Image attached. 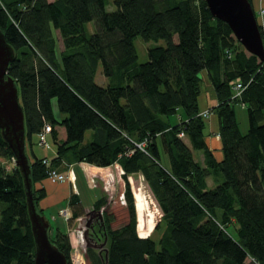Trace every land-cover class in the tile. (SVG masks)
Returning a JSON list of instances; mask_svg holds the SVG:
<instances>
[{
  "label": "trees",
  "instance_id": "trees-1",
  "mask_svg": "<svg viewBox=\"0 0 264 264\" xmlns=\"http://www.w3.org/2000/svg\"><path fill=\"white\" fill-rule=\"evenodd\" d=\"M250 1L264 37V13L257 7L264 0ZM107 3L0 0V28L16 52L8 74L19 87L26 144L49 123L56 145L49 164L46 156H29L38 210L44 213L39 201L46 190L35 183L62 160L119 163L128 218L114 227L113 212L103 208L105 195L93 201L95 211L102 209L107 241L103 251L87 246L93 264H264V59L245 49L206 0H114L113 10ZM57 34L63 44L59 54ZM138 35L166 43L149 46L148 59L137 64ZM100 62L106 77L119 78L98 83ZM202 69L218 99L211 109L219 117L221 159L206 140L207 120L199 106ZM235 79L245 85L241 94L234 92ZM237 100L248 110L245 132ZM59 125L65 139L59 138ZM194 149L203 150V162ZM68 151L72 155L65 159ZM12 156L0 128V264H34L26 188L18 166L7 167ZM135 173L143 175L162 210L158 240L147 235L152 220L144 215L140 188L134 196L129 175ZM79 201L72 192L71 225L85 212ZM52 228L51 240L74 264L69 231L51 222Z\"/></svg>",
  "mask_w": 264,
  "mask_h": 264
},
{
  "label": "rangeland",
  "instance_id": "rangeland-1",
  "mask_svg": "<svg viewBox=\"0 0 264 264\" xmlns=\"http://www.w3.org/2000/svg\"><path fill=\"white\" fill-rule=\"evenodd\" d=\"M260 3V2H259ZM259 9L264 7V4L258 5ZM107 9L113 10L115 9V3L114 0H108L107 3ZM258 13L261 14L260 10H258ZM261 16V15H260ZM89 28H91L93 31L95 28V22L90 21L88 23ZM135 46L138 53L137 58V64L142 63L146 61L149 57L148 55V47L155 45V44H165L166 41L164 39H159L158 41L155 40H144L140 35L136 36L134 38ZM200 75L202 76L201 80V92L199 95V105L201 107L207 106V105H213L217 98L215 97V90L214 87L210 81L208 72L206 69H202L200 71ZM119 78V76L108 78L103 74L102 71V63L100 62L97 67V81L100 84L106 85L109 80L115 81ZM234 108L236 111L237 119L239 122L240 129L245 132L247 131L249 127V119H248V110L245 105L239 100H237L234 103ZM211 113V112H210ZM217 114V113H216ZM173 120H177V115H174L171 117ZM208 123V121H207ZM206 132H209V126L206 128ZM89 135V133L87 134ZM37 135L34 134L33 143L30 141H27V152L29 153V156L31 158H34V153L32 152V146H34V150L37 155L41 153H46L48 155H53L55 153L56 145L53 142V139L51 136H48L47 143L46 144H39L38 143ZM32 144V145H31ZM194 155L197 159H201V156L203 154V150L201 149H194L193 150ZM72 152L68 151L65 154V159L68 158V156H71ZM7 167L11 168L13 165H15L13 156L10 158V160H6ZM85 172L88 174L87 182L93 186H95V190H88L84 184H80V186L83 188V198L84 202L89 205L90 203V210L84 214L83 219H81V222L79 221L76 225H74L71 229L72 233V244H73V251H72V258L74 264H93L90 260L89 256L87 255V246L89 243H91L96 249L99 251H103L104 247L106 245V238L104 237L103 233L100 229V212H102V209L95 211L94 213H91L93 209V202L92 196L93 192H97V195H105V198L107 199L105 209H109L114 214V221L113 226L118 227L122 225L128 218V212H127V202L125 201V198L123 196V178L121 176V168L118 166H114L109 171L102 173V172H96L92 173L87 169H85ZM102 173V175H101ZM104 174V177H103ZM130 183L131 187L135 196V189L140 188L143 192V200L145 201V208H144V215L152 220V224L149 228V225L143 224V228H147L149 230L148 234H153V236L156 238V240L159 239V236L162 232L164 223L162 220V210L159 207V204L157 202V199L155 198L152 190L150 189L147 181L143 177L141 173H135L130 176ZM208 183L210 186H214V181L212 176H208ZM122 190V191H121ZM136 204V200H135ZM94 210V209H93ZM137 210V220L138 219V209ZM53 211H57V208H53ZM59 213V212H58ZM50 214V211H47V215ZM59 215H61L59 213ZM57 213L55 214L54 218H50V221L53 223L54 226L60 224L63 228L66 226V221L63 222L64 217L59 216ZM63 219V220H62ZM63 222L64 224H61ZM160 227V228H157ZM82 228V229H80ZM137 228L139 234H141V228L137 223ZM157 228V229H156ZM51 233V229H50ZM52 234V233H51ZM90 236H93V238H90ZM159 244V243H158Z\"/></svg>",
  "mask_w": 264,
  "mask_h": 264
},
{
  "label": "water",
  "instance_id": "water-1",
  "mask_svg": "<svg viewBox=\"0 0 264 264\" xmlns=\"http://www.w3.org/2000/svg\"><path fill=\"white\" fill-rule=\"evenodd\" d=\"M212 14L231 27L245 49L264 59V37L250 0H206ZM15 49L0 28V128L15 157L26 188V200L35 242L34 264H68L65 253L50 238L51 221L38 210L31 177V163L26 147L25 113L15 78L8 65ZM102 217V212H100ZM143 236V235H142ZM147 236V235H146Z\"/></svg>",
  "mask_w": 264,
  "mask_h": 264
},
{
  "label": "crops",
  "instance_id": "crops-1",
  "mask_svg": "<svg viewBox=\"0 0 264 264\" xmlns=\"http://www.w3.org/2000/svg\"><path fill=\"white\" fill-rule=\"evenodd\" d=\"M257 2V1H256ZM258 5L260 4L259 2H257ZM257 5V7H258ZM90 30H92L91 28H89ZM58 37V42H57V52L58 54L60 53L61 49L63 48V44H62V40L60 38V36L57 34ZM96 78H97V72H96ZM97 80V79H96ZM216 95V92H215ZM217 98V96H215ZM218 103V99L217 101L213 104V105H207V106H203L201 107L200 105V109L201 111H204L206 109H211L214 105H216ZM53 109H54V113L56 115L57 118H60V113L58 110V105H57V100L56 98L53 99ZM206 120L208 121V123H206L205 126V133H206V140L207 143L209 144L210 148L213 150L214 155L217 159H221L223 157V151H222V142H221V138L219 137V117L216 114L215 110L211 109V113L206 115ZM207 126H209V132H206V128ZM58 128V132H59V138L60 139H65L66 137V129L63 125H59L57 126ZM37 138H38V134ZM48 136H50L49 134L47 135V139ZM33 139H34V135H33ZM32 145V144H31ZM27 147V144H26ZM55 153L53 155L56 154V148H55ZM32 152L34 154H38L35 152L34 150V146H32ZM38 156H46L48 158L51 157V155H48L46 153H41ZM73 161L72 157H69L67 159V161ZM201 162L204 161V155L202 154L201 159H199ZM65 160H62V163L57 167L60 171L64 172V173H72L75 178H66V180L61 181V182H52L49 178H44L42 180H39L35 183V186L37 188L40 187H44L46 190V194L44 197L41 198V200L39 201V208L43 209V212L47 215V211H50V214H48L47 216L49 218H54L55 214L57 213L59 215V209L60 208H65L68 207L70 212H71V216L73 214V210L74 207L70 204V196L72 194V192H75L78 194L79 196V202L81 203L82 207L84 208V213L81 216H78L74 221L73 224L76 225L79 221L81 222V219H83L84 214L86 212H88V210H90V203L89 205L87 203L84 202V198H83V193L85 191H83V188L80 186V184H84L85 187L88 190H95V186L89 184L87 182L88 179V174L85 172V169L88 168V170L92 173H96V172H102L105 173L107 171H109V169H111L112 167L114 168V166H118L119 168H121V174H122V167L119 163H114L112 165H108V166H98V165H94L92 163L86 162V161H80V162H67ZM101 173V175H102ZM71 174V175H72ZM132 174L129 175V180H130V176ZM104 177V174H103ZM124 184V181H123ZM122 190H123V186H122ZM121 190V191H122ZM86 193V192H85ZM93 196H92V202L98 198L99 196L103 195H97V192H93ZM57 208V211H53V208ZM93 210V209H92ZM61 216V215H59ZM63 217V216H61ZM65 219V218H63ZM62 219V220H63ZM66 221V222H65ZM63 222L66 223V226L64 229H67L70 233V237L72 238V233H71V228L74 225H71L68 223V220H63ZM63 222H61V224H64ZM58 225V223H57ZM54 228L51 229V233L53 232ZM72 241V240H71Z\"/></svg>",
  "mask_w": 264,
  "mask_h": 264
},
{
  "label": "built area",
  "instance_id": "built-area-1",
  "mask_svg": "<svg viewBox=\"0 0 264 264\" xmlns=\"http://www.w3.org/2000/svg\"><path fill=\"white\" fill-rule=\"evenodd\" d=\"M260 12L261 13H264V7H262L260 9ZM232 87L234 88V92L235 94H241L243 88L245 87V85L243 84V82L239 79H235L234 81H232ZM211 112V109H206L204 111H202V114L203 115H208L210 114ZM51 125L49 123H46L43 127V129L41 130V132L39 133V137H38V143L39 144H46L47 143V134L51 131ZM181 135H183L184 133L181 132L180 133ZM13 159L15 161V157L13 156ZM43 161L47 164L50 163V160L49 158L45 157L43 159ZM122 172H123V169H122ZM72 173H64L62 171H60L57 167H50L49 170H48V177L52 182H61V181H64L66 180V178H72L74 179L75 176L72 174ZM123 196H124V193H123ZM59 213L66 219L68 220V218L71 217V212L69 210L68 207H65V208H60L59 209ZM82 229V228H80Z\"/></svg>",
  "mask_w": 264,
  "mask_h": 264
},
{
  "label": "flooded vegetation",
  "instance_id": "flooded-vegetation-1",
  "mask_svg": "<svg viewBox=\"0 0 264 264\" xmlns=\"http://www.w3.org/2000/svg\"><path fill=\"white\" fill-rule=\"evenodd\" d=\"M94 212H95V210H92V211H91V213H94ZM100 229H101V228H100ZM90 238H93V236H90Z\"/></svg>",
  "mask_w": 264,
  "mask_h": 264
},
{
  "label": "bare ground",
  "instance_id": "bare-ground-1",
  "mask_svg": "<svg viewBox=\"0 0 264 264\" xmlns=\"http://www.w3.org/2000/svg\"><path fill=\"white\" fill-rule=\"evenodd\" d=\"M71 219V218H70ZM65 227V226H64ZM60 248V247H59ZM65 253V252H64ZM68 261V260H67Z\"/></svg>",
  "mask_w": 264,
  "mask_h": 264
}]
</instances>
